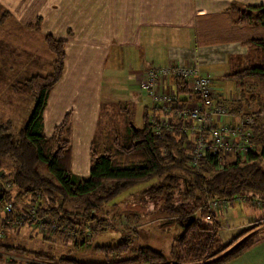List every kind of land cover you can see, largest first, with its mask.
Instances as JSON below:
<instances>
[{
  "label": "trees",
  "instance_id": "obj_1",
  "mask_svg": "<svg viewBox=\"0 0 264 264\" xmlns=\"http://www.w3.org/2000/svg\"><path fill=\"white\" fill-rule=\"evenodd\" d=\"M3 16L6 15L3 13ZM37 21L29 25L37 27ZM235 23L264 27V6L239 9ZM43 37L53 56L51 72L11 83L15 94L30 96L34 100L28 120L18 128L10 119L0 121V203L13 202L12 217L18 206L28 201L35 205L38 216H50L51 223L57 224L56 230H49L51 233H60L63 237L65 230H69L71 236L77 233L83 236L82 233L90 226L87 235L90 236L94 232H103L110 225L108 219L101 215L103 204L128 188L149 183L139 193L141 201H161L163 211L175 217L164 222L173 220L182 231L172 243L169 256L149 247H139L134 256L101 263L78 261L69 256H49L21 246L0 244V249L17 255L30 252L35 260L43 261L34 264H50L49 261L57 264H221L239 255L247 245L244 241L221 258H214L230 242L216 248L219 222L215 219L217 214L208 213L205 202L209 198L231 200L239 196L247 202L259 200L260 208H264V119L260 115L263 109L260 96L250 92L242 102L251 101L254 105L251 112L255 113L253 122L246 127L251 132L249 142L252 147L245 156L205 153L195 168L190 163L188 136L182 128L185 124L174 121L171 131L162 129L156 133L151 121L158 117L160 110L153 106L151 115L144 112L142 126L129 125L125 137L102 142L101 147L92 140L88 173L77 176L71 170L70 113H66L53 127L50 135L43 132V110L50 91L62 77L66 44L65 39L51 33ZM246 44L260 52V60L255 65L243 66L229 77L237 81H264V37L250 39ZM175 89L177 102H173L172 107L179 109L192 95L178 78ZM210 97L213 103L225 105L221 101L214 102L212 94ZM4 160L12 166L11 170L3 165ZM9 180L12 187L7 188ZM207 213L212 218L207 221L209 223L203 221ZM260 221L264 222V216ZM1 226L4 229L15 225L5 223L3 216ZM74 242L78 244V241ZM119 245L98 248L112 252ZM122 250L126 251L127 247Z\"/></svg>",
  "mask_w": 264,
  "mask_h": 264
},
{
  "label": "crops",
  "instance_id": "obj_2",
  "mask_svg": "<svg viewBox=\"0 0 264 264\" xmlns=\"http://www.w3.org/2000/svg\"><path fill=\"white\" fill-rule=\"evenodd\" d=\"M246 6H264V0H0L6 20L18 31L28 30L31 42L46 33L66 40L63 74L48 95L43 132L50 135L70 107L71 170L81 176L89 169V146L99 125L105 76L120 80L129 91L135 89L134 100L143 117L144 112H154L142 84L150 66L197 65L210 76L214 102L221 101L233 113L254 111L251 101L242 103L254 92L261 98L264 119V81L229 77L260 60V52L246 42L264 37V27L235 23L239 9ZM36 21L37 27L29 25ZM175 80L164 77L159 89L175 92ZM215 80H234L236 93L222 96L213 86ZM233 205L244 213L242 206L231 204L219 215L225 212V216ZM256 218L252 214L248 219ZM40 234L47 239L52 233L47 228ZM246 250L251 253L252 248ZM259 251L264 254V249Z\"/></svg>",
  "mask_w": 264,
  "mask_h": 264
},
{
  "label": "rangeland",
  "instance_id": "obj_3",
  "mask_svg": "<svg viewBox=\"0 0 264 264\" xmlns=\"http://www.w3.org/2000/svg\"><path fill=\"white\" fill-rule=\"evenodd\" d=\"M6 19L7 17L3 16V10L0 8V121L10 119L13 126L18 128L28 120L34 100L30 96L15 94L11 89V83L24 80L31 75H44L51 72L53 56L44 44L43 38L34 39V42H31L28 30L18 31L16 24ZM116 80L108 76L103 78L99 125L92 138L99 147L115 137L119 139L125 137L129 125L140 128L143 124L140 107L137 99L136 102L134 100L133 91L135 89L129 91L126 85ZM213 84L215 90L222 96L226 97L236 93V87L233 86L234 80L225 82L215 80ZM142 98L148 101L145 94ZM121 108L124 110L121 111ZM65 113L72 114L70 107ZM45 119L49 121L47 117ZM227 120L223 118V122ZM7 164V160H4L3 165L9 167ZM6 169L11 170L12 166ZM148 185L149 183H145L128 188L103 204L100 212L108 219L110 225L103 232H94L90 235L91 237L84 233H82L83 236L77 233L65 239V235L54 237L52 233L47 240L32 223L26 222L22 225L7 227L6 230L0 226V244L21 246L28 251L49 256L57 252L56 256H69L78 261L94 263L117 261L134 256L139 247H149L169 256L172 243L182 230L173 220L164 222L167 219H175V217L163 211L161 201L152 203L141 201L142 196L139 193ZM235 205L242 206L245 209L244 213H241L242 210L234 205L225 216V212L223 215L219 213L228 206L216 213L215 219L219 222L216 248L229 242L230 245L223 252L216 254L214 258H221L224 253L244 241L247 245L240 254L221 264H264V254L259 251V249H264V222L260 221V218L264 216V208H257L255 203L247 201H237ZM208 213L204 222L211 218ZM198 214L199 212L197 217ZM252 214L257 215V218L251 222L248 218ZM3 215V204L0 203V218ZM30 234L32 235L28 238ZM74 241H78V246H75ZM121 242L125 243L120 244ZM117 244H120L119 247L112 252H104L98 248V246ZM125 246L127 250L123 251L122 248ZM247 248H252L251 253L247 252ZM23 254L17 255L0 249V264L43 263V261L35 260L30 252ZM49 263L57 264L55 261H49Z\"/></svg>",
  "mask_w": 264,
  "mask_h": 264
},
{
  "label": "built area",
  "instance_id": "obj_4",
  "mask_svg": "<svg viewBox=\"0 0 264 264\" xmlns=\"http://www.w3.org/2000/svg\"><path fill=\"white\" fill-rule=\"evenodd\" d=\"M164 77L180 79L189 93L193 95V99L186 101L179 109L173 108L172 103L177 102L176 93L159 89V83ZM142 84L147 89L153 106L160 110L158 117L151 121L156 133L162 129L171 131L174 121H181L186 125H183L182 128L188 136L190 163L195 168L198 167L199 160L205 153L245 156L252 147L249 142L251 132L246 127L253 122L255 113L251 111L233 113L225 105L213 103L210 97L212 94L210 76L202 74L197 65L172 63L166 66H150ZM224 117L228 119L226 122H223ZM11 184L12 182L9 180L7 188H10ZM237 201L246 200L239 196L231 200L209 198L205 202V207L210 214H216L228 204H235ZM251 202L255 203L258 208L261 207L259 200L253 199ZM13 207L12 201L3 204L5 223L22 225L29 222L41 233L47 228L49 230L57 229V224L51 223L50 216H38L35 205L28 201H24L18 206L14 218L10 216ZM90 228L88 226L83 232L88 235ZM64 235L65 239L70 238L71 232L65 230Z\"/></svg>",
  "mask_w": 264,
  "mask_h": 264
},
{
  "label": "water",
  "instance_id": "obj_5",
  "mask_svg": "<svg viewBox=\"0 0 264 264\" xmlns=\"http://www.w3.org/2000/svg\"><path fill=\"white\" fill-rule=\"evenodd\" d=\"M194 216L191 215V219H193Z\"/></svg>",
  "mask_w": 264,
  "mask_h": 264
}]
</instances>
